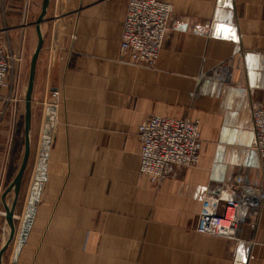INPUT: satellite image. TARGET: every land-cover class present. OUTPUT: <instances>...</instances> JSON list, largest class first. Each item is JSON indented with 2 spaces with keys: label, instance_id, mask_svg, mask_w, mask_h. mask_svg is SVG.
<instances>
[{
  "label": "crops",
  "instance_id": "0c3cea01",
  "mask_svg": "<svg viewBox=\"0 0 264 264\" xmlns=\"http://www.w3.org/2000/svg\"><path fill=\"white\" fill-rule=\"evenodd\" d=\"M162 1L168 29L155 66L145 68L119 54L128 0H49L30 154L2 264H264V199L254 227L242 224L235 240L195 231L205 196L236 174L261 182L251 112L264 106V0ZM40 4L0 0V42L21 57L2 91L16 101L0 100V246ZM219 65L223 78L214 82ZM149 115L200 123L198 165L159 187L138 168L136 130Z\"/></svg>",
  "mask_w": 264,
  "mask_h": 264
},
{
  "label": "built area",
  "instance_id": "2783aa9c",
  "mask_svg": "<svg viewBox=\"0 0 264 264\" xmlns=\"http://www.w3.org/2000/svg\"><path fill=\"white\" fill-rule=\"evenodd\" d=\"M169 16L170 5L165 1L128 0L120 32V57H126L136 66L153 68L168 29ZM20 59L7 52L0 42V100L16 101V98L3 97L2 91L11 63ZM224 69L222 65L216 66L211 79L221 81ZM56 95L51 92L50 98L55 99ZM251 121L261 182L253 185L243 175L236 174L215 195L205 196L195 226L199 234L235 240L242 224L255 225L264 199V106L252 110ZM136 136L139 172L157 187L177 169L199 163L202 140L197 119L149 115L137 126Z\"/></svg>",
  "mask_w": 264,
  "mask_h": 264
},
{
  "label": "water",
  "instance_id": "95a60500",
  "mask_svg": "<svg viewBox=\"0 0 264 264\" xmlns=\"http://www.w3.org/2000/svg\"><path fill=\"white\" fill-rule=\"evenodd\" d=\"M49 0H41L40 4V12L37 16L36 22H35V29L37 34V40L35 47L32 51L30 60H29V68H28V76L27 81L25 85V91L23 95V102H24V111H23V151H22V157L18 166V169L11 180V182L8 184V186L5 188L1 200L3 203V209H4V222L7 227V236L4 238L2 245L0 246V264H2V255L8 244L11 242L13 235H14V208L16 204V199L19 193L20 184L22 180L23 173L25 171L29 154H30V132H31V93L33 89L34 84V75H35V66L37 57L40 51V48L42 46L43 36L42 31L40 28V24L44 21V16L46 14V10L48 7ZM13 193V199L10 205H8L5 201V196L7 193ZM31 211H27L28 217L31 213Z\"/></svg>",
  "mask_w": 264,
  "mask_h": 264
},
{
  "label": "rangeland",
  "instance_id": "374dc122",
  "mask_svg": "<svg viewBox=\"0 0 264 264\" xmlns=\"http://www.w3.org/2000/svg\"><path fill=\"white\" fill-rule=\"evenodd\" d=\"M27 70H28V60L26 61V64L24 65V73H25V77L23 78L24 79V82H23V89H25V85H26V78H27ZM25 91V90H24ZM23 91V92H24ZM23 98V96L21 97V99ZM23 100V99H22ZM4 213V212H3Z\"/></svg>",
  "mask_w": 264,
  "mask_h": 264
},
{
  "label": "snow or ice",
  "instance_id": "6c2138e0",
  "mask_svg": "<svg viewBox=\"0 0 264 264\" xmlns=\"http://www.w3.org/2000/svg\"><path fill=\"white\" fill-rule=\"evenodd\" d=\"M222 28H223V26H222ZM223 30L228 31V32H231V29L230 28H224Z\"/></svg>",
  "mask_w": 264,
  "mask_h": 264
},
{
  "label": "bare ground",
  "instance_id": "6f19581e",
  "mask_svg": "<svg viewBox=\"0 0 264 264\" xmlns=\"http://www.w3.org/2000/svg\"><path fill=\"white\" fill-rule=\"evenodd\" d=\"M16 215V214H15ZM17 216V215H16Z\"/></svg>",
  "mask_w": 264,
  "mask_h": 264
}]
</instances>
